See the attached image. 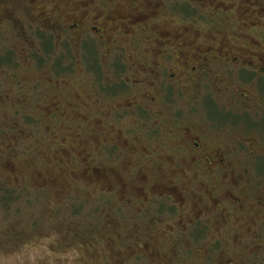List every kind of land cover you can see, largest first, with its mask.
Segmentation results:
<instances>
[{"label": "rangeland", "instance_id": "374dc122", "mask_svg": "<svg viewBox=\"0 0 264 264\" xmlns=\"http://www.w3.org/2000/svg\"><path fill=\"white\" fill-rule=\"evenodd\" d=\"M89 1L0 0V57H11L0 67V264H200L216 235L194 244L190 166L171 153L131 164L126 129L154 122L106 99L116 78L98 43L47 24L91 19ZM115 1L110 12H132L135 0ZM113 106L111 125L96 126L92 113Z\"/></svg>", "mask_w": 264, "mask_h": 264}, {"label": "flooded vegetation", "instance_id": "af4514ba", "mask_svg": "<svg viewBox=\"0 0 264 264\" xmlns=\"http://www.w3.org/2000/svg\"><path fill=\"white\" fill-rule=\"evenodd\" d=\"M112 1L81 3L96 16L69 27L54 13L47 24L98 43L116 78L106 99L154 122L143 135L140 124L126 129L131 164L160 166L171 153L190 166L194 244L216 235L200 264H264V0H135L122 16ZM116 111L92 113L95 125L110 126Z\"/></svg>", "mask_w": 264, "mask_h": 264}, {"label": "trees", "instance_id": "16d2710c", "mask_svg": "<svg viewBox=\"0 0 264 264\" xmlns=\"http://www.w3.org/2000/svg\"><path fill=\"white\" fill-rule=\"evenodd\" d=\"M10 58V56L0 57V67L3 66L6 62H9Z\"/></svg>", "mask_w": 264, "mask_h": 264}]
</instances>
